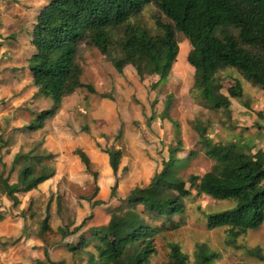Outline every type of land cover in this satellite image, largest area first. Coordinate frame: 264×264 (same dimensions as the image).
Wrapping results in <instances>:
<instances>
[{"label":"rangeland","instance_id":"1","mask_svg":"<svg viewBox=\"0 0 264 264\" xmlns=\"http://www.w3.org/2000/svg\"><path fill=\"white\" fill-rule=\"evenodd\" d=\"M48 1L0 0V173L9 182L17 180L19 168L27 161L19 159L14 165L16 152L43 154L40 159L30 158L36 170L41 168L40 162L54 168L53 176L35 189L17 193V205L0 191V211L5 215V220H0V264H36L40 260L44 264L62 263L50 261L45 246L55 247L71 234L62 236L61 229L70 231L82 220L80 231L75 232L78 238L93 234L82 237L88 238V243L77 241L80 249L70 248L73 258L79 260L81 254L95 252L94 245L100 243L99 238L104 239L111 215L129 207L125 202L128 191L146 186L164 161L170 157L179 160L177 175L189 188L192 174L201 176L213 169L214 161L202 146L207 139L235 142L250 155L257 149L264 151V90L244 79L235 68L225 66L214 73L221 91L227 93V87L237 80L243 94L239 99H230V110L207 107L199 92V71L187 60L191 45L177 30L178 48L162 79L147 59L138 64V69L127 64L121 72L116 71L111 58L123 55L117 34L105 38L107 54L83 38L75 61L82 69V81L102 93L95 95L82 88L66 96L41 129H26L39 110L51 105L49 98L37 93L27 68L33 49L28 32L39 9ZM131 20L152 35L160 31L156 20L171 23L151 3ZM100 94L108 97L104 103ZM109 147L120 151L115 174L103 151ZM75 148L87 153L96 178L85 170ZM115 180L117 187L111 194ZM190 191L182 198L184 212L173 216L175 227L145 217L148 225L158 228L149 241L151 264H170V243L179 245L187 264H197L196 254L202 248L216 254L213 260L217 264H264L247 254L248 248L256 246L264 251V220L229 246L226 228H208L206 217L230 208L234 200L214 199L193 188ZM94 199L103 203L91 206ZM135 208L141 211V205ZM45 216L49 230L41 228Z\"/></svg>","mask_w":264,"mask_h":264},{"label":"trees","instance_id":"2","mask_svg":"<svg viewBox=\"0 0 264 264\" xmlns=\"http://www.w3.org/2000/svg\"><path fill=\"white\" fill-rule=\"evenodd\" d=\"M149 3L171 21L156 20L160 31L153 35L131 20ZM174 30L182 33L191 45L187 60L199 71V92L207 107L230 110V99H239L243 94L237 80L227 87V93L221 91L214 73L225 66L235 68L244 79L264 90V0H49L39 9L28 32L33 49L27 58V68L37 93L49 98L51 105L39 110L25 128L30 131L41 129L71 93L82 88L95 93L93 85L82 81V69L75 61L78 43L83 38L87 37L100 53L107 54L105 38L117 34L116 42L123 55L111 58L116 71L121 72L127 64L138 69V64L147 59L152 62L153 72L164 78L178 48ZM202 146L213 159L214 167L201 176L192 174L188 182L199 194L218 200H234L235 204L230 208L209 213L206 217L208 228H226L227 243L234 246L240 235L258 228L264 220V151L257 149L250 155L235 142H211L208 139ZM103 151L115 174L119 149L109 147ZM74 153L85 170L96 178L87 153L81 148H75ZM42 155H33L31 151L16 152L14 165L19 159L27 162L19 168L14 182H9L0 173V191L13 205L19 203L17 193L31 191L53 176L54 168L40 162L41 168L36 170L30 160L40 159ZM178 163L179 160L170 157L146 186H135L128 191L125 202L129 207L111 215L110 224L103 231L105 237L94 233L104 239L99 238L100 243L94 245L95 252L87 256L84 264H151L153 252L149 241L158 228L148 225L145 217L175 227L177 223L173 216L184 212L182 198L191 192L177 175ZM13 170L14 166L9 173ZM116 187L115 180L111 194ZM101 203L103 200L94 199L91 206ZM137 205H141V211L136 210ZM47 219L45 216L41 221L42 230H49ZM81 222L70 231L61 229V235L75 233ZM81 242L88 243L89 240L84 238ZM79 248L78 245L71 247L72 250ZM169 249L170 264H187L186 255L178 244L170 243ZM247 254L264 262V251L258 246L248 248ZM215 255L202 248L196 254V262L217 264L213 260ZM36 264L44 263L40 260Z\"/></svg>","mask_w":264,"mask_h":264},{"label":"crops","instance_id":"3","mask_svg":"<svg viewBox=\"0 0 264 264\" xmlns=\"http://www.w3.org/2000/svg\"><path fill=\"white\" fill-rule=\"evenodd\" d=\"M171 65V63H170ZM162 79V78H161ZM76 92V91H75ZM73 92V93H75ZM73 93H71L69 96H71ZM95 93H102V92H95ZM95 93H92V94H95ZM96 95V94H95ZM102 97V102L104 103L106 100H107V96H105L104 94L101 95ZM50 107V106H49ZM105 113H107L106 110H104ZM102 112V111H101ZM108 158V156H107ZM0 213L2 214V212L0 211ZM5 218V215L4 213L2 214V218L1 219H4ZM0 219V220H1ZM5 220V219H4ZM78 231H80V229H78ZM77 232V231H76ZM89 232V231H88ZM91 233L92 232H89L90 236H91ZM89 234H85L84 236L82 237H87ZM1 236V235H0ZM79 234L78 233H72L70 235H68L67 237L64 238L63 241H61L60 243H58L55 247H48V246H45V250L47 251L48 253V257L50 259V261H61L62 263L61 264H78L80 261L81 263H85L86 260H87V254L84 255V254H81L80 255V258L79 260L76 259V258H73L74 255L72 253H74V251H72L71 253V247L77 245L76 243H78L77 241H80L82 239V237H79ZM80 239V240H79ZM74 241V242H73ZM75 243V244H74ZM68 247L70 250H65V248ZM80 249V248H79ZM77 257H79V255H77ZM31 261V260H30ZM31 264V263H30Z\"/></svg>","mask_w":264,"mask_h":264}]
</instances>
